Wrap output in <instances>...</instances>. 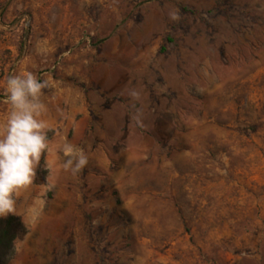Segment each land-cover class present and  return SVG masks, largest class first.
<instances>
[{"label":"rangeland","instance_id":"1","mask_svg":"<svg viewBox=\"0 0 264 264\" xmlns=\"http://www.w3.org/2000/svg\"><path fill=\"white\" fill-rule=\"evenodd\" d=\"M55 5L0 0V123L31 72L52 125L10 264H264V0Z\"/></svg>","mask_w":264,"mask_h":264},{"label":"clouds","instance_id":"2","mask_svg":"<svg viewBox=\"0 0 264 264\" xmlns=\"http://www.w3.org/2000/svg\"><path fill=\"white\" fill-rule=\"evenodd\" d=\"M49 83L31 72L10 74L4 88L9 105L7 118L0 123V218L18 214L17 194L33 184L41 156L49 149L52 125L41 100ZM57 151L65 158V169L79 172L88 158L65 143Z\"/></svg>","mask_w":264,"mask_h":264},{"label":"crops","instance_id":"3","mask_svg":"<svg viewBox=\"0 0 264 264\" xmlns=\"http://www.w3.org/2000/svg\"><path fill=\"white\" fill-rule=\"evenodd\" d=\"M58 1L62 0H46V8H48L47 12H51L52 8L56 6L55 4H57ZM132 3L136 5V0H65V8H63L65 10L64 12H61V14L69 17H74V15L81 16L84 19V22L93 23L97 21L99 15L98 10L100 8L104 9L111 7L113 11L120 15L129 11V9L132 10Z\"/></svg>","mask_w":264,"mask_h":264},{"label":"trees","instance_id":"4","mask_svg":"<svg viewBox=\"0 0 264 264\" xmlns=\"http://www.w3.org/2000/svg\"><path fill=\"white\" fill-rule=\"evenodd\" d=\"M26 232V226L17 215L0 218V264H10L16 254L15 242Z\"/></svg>","mask_w":264,"mask_h":264}]
</instances>
